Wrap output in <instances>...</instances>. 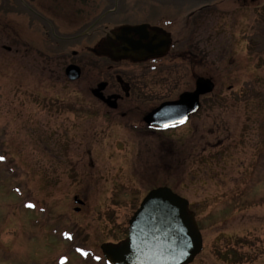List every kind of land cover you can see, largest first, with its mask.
I'll list each match as a JSON object with an SVG mask.
<instances>
[{
	"label": "rangeland",
	"instance_id": "1",
	"mask_svg": "<svg viewBox=\"0 0 264 264\" xmlns=\"http://www.w3.org/2000/svg\"><path fill=\"white\" fill-rule=\"evenodd\" d=\"M255 14L251 8L245 19L218 21L228 52L219 49L213 65L207 55V65L196 68L215 90L192 127L156 134L132 132L127 120L67 111L62 104L76 92L57 81L64 70L51 75L50 66L23 65L18 21H0V264H104L101 245L126 239L140 201L158 187L187 199L196 214L204 248L192 264H264V42L246 38L259 24ZM184 71L191 83L186 65ZM37 95L56 99L57 111ZM213 123L223 128L213 130ZM44 174L57 181L53 195ZM76 195L86 202L79 214ZM47 207L48 216L40 214ZM44 218L78 229L87 260Z\"/></svg>",
	"mask_w": 264,
	"mask_h": 264
},
{
	"label": "flooded vegetation",
	"instance_id": "2",
	"mask_svg": "<svg viewBox=\"0 0 264 264\" xmlns=\"http://www.w3.org/2000/svg\"><path fill=\"white\" fill-rule=\"evenodd\" d=\"M251 8L259 24L253 23L255 32L246 38L249 44L257 36L264 42V0H0V21H18L16 36L25 59L23 65L50 66L49 70L55 71H49L51 75H57V69L64 70V76L57 81H66L76 92L75 97L70 95L69 106L62 104L67 111L77 110L86 117L102 115L127 120L132 132L142 129L147 134H156L192 127V119L206 103L204 96L200 97L198 112L191 114L185 124L162 127L149 125L145 118L162 104L178 101L183 93L196 89L197 79L203 77L196 73V68L207 65V55L213 65L220 50L224 56L228 52V40L220 46L219 39L223 41L224 36L220 37L223 33L218 29V21L234 23L236 19H245ZM124 28L131 30L123 31ZM4 49L12 52L11 47ZM185 65L190 69L191 83L184 75ZM69 66L78 68L76 79L66 73ZM209 79L216 88L214 80ZM45 80L52 82L54 77ZM187 83L190 84L186 86ZM179 90L182 92L175 96ZM43 98L37 95L38 102L43 103L46 97ZM46 99L51 101L47 106L57 111L52 109L57 100ZM75 101L79 108L75 107ZM217 126L223 128L213 123V130ZM162 146L169 147L165 143L157 148ZM62 150L60 147L63 156L70 155L68 148L66 152ZM49 152L52 154L51 149ZM168 156L159 160L167 165ZM67 165H72L70 159ZM169 169L167 166L165 171ZM39 176L51 190L45 187L46 193L55 194L57 181L50 175ZM72 177L75 179L74 174ZM73 200L74 212L81 213L86 202L77 195ZM48 211L47 207L40 214L47 215ZM44 221L53 225L63 243H71L77 257L87 260L89 253L84 243H80L78 229L73 225L62 229V220L53 223L44 218ZM197 224L200 229L198 221ZM98 257L92 255L91 260L99 263L102 258Z\"/></svg>",
	"mask_w": 264,
	"mask_h": 264
},
{
	"label": "water",
	"instance_id": "3",
	"mask_svg": "<svg viewBox=\"0 0 264 264\" xmlns=\"http://www.w3.org/2000/svg\"><path fill=\"white\" fill-rule=\"evenodd\" d=\"M123 31H130L124 28ZM78 68L66 73L77 78ZM209 78L199 77L193 92L183 93L178 101L167 102L151 112L145 122L168 127L184 124L200 109V97L214 91ZM187 199L169 187L151 190L129 221L127 238L119 244H103L107 264H191L202 252L203 238Z\"/></svg>",
	"mask_w": 264,
	"mask_h": 264
},
{
	"label": "snow or ice",
	"instance_id": "4",
	"mask_svg": "<svg viewBox=\"0 0 264 264\" xmlns=\"http://www.w3.org/2000/svg\"><path fill=\"white\" fill-rule=\"evenodd\" d=\"M0 159H2V157H0ZM86 254V253H85ZM97 259H99V257H97Z\"/></svg>",
	"mask_w": 264,
	"mask_h": 264
}]
</instances>
